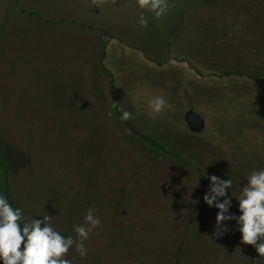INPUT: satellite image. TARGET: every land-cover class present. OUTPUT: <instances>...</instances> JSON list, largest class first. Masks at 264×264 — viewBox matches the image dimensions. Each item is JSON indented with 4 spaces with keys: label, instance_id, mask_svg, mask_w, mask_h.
I'll use <instances>...</instances> for the list:
<instances>
[{
    "label": "rangeland",
    "instance_id": "obj_1",
    "mask_svg": "<svg viewBox=\"0 0 264 264\" xmlns=\"http://www.w3.org/2000/svg\"><path fill=\"white\" fill-rule=\"evenodd\" d=\"M100 4L88 20L114 36L106 50L120 108L170 153L144 141L120 119L110 99L108 73L93 72L99 76L90 79L89 104L86 95L85 101L75 96L61 102L48 90L21 92L20 82L6 85L0 93V149L24 221L48 214L58 231L75 237L73 225L83 223L87 209L94 208L101 227L85 241L86 257L74 246L69 249L73 264H264L254 246L241 242L235 221L215 234L218 210L203 200L208 176L230 178V211L239 215L235 197L248 175L264 168V104L243 100L234 86L253 90L260 85L255 77L248 82L236 77L234 85L220 78L230 74L222 41L226 11L212 10L210 0H169L167 15L156 18L137 0ZM141 12L146 26L138 23ZM199 38L203 46L195 49ZM120 39L123 44L117 43ZM167 42L176 56L182 44L188 45L197 53L200 70L221 71L217 77L205 75L201 88L197 80L196 88L191 83L192 89L183 90L187 77L181 66L172 64L167 79L142 60L147 50L163 54ZM161 95L167 104L156 114L149 101ZM200 102L205 120L194 130L186 115ZM2 188L0 177V193Z\"/></svg>",
    "mask_w": 264,
    "mask_h": 264
},
{
    "label": "crops",
    "instance_id": "obj_2",
    "mask_svg": "<svg viewBox=\"0 0 264 264\" xmlns=\"http://www.w3.org/2000/svg\"><path fill=\"white\" fill-rule=\"evenodd\" d=\"M210 3L212 10L223 8L227 14V36L222 41L226 49V69L230 74L220 78L232 79L234 85L236 77L242 82L255 77V82L260 85L257 89L234 86L243 100H258V104H264V0H218L222 3L220 6H213L217 0H210ZM100 6L94 0H0V93L6 85L20 82L23 84L21 92L48 90L57 94L61 102H69L75 96L85 101L86 95L89 104V83L92 77L99 76L93 73L97 71L103 76L107 73L111 76L110 94L113 76L109 73L112 69L106 49L114 36L88 20V14ZM194 22L195 28L200 24L197 29H203L200 21ZM199 39L194 44L195 49L203 46ZM123 42L122 39L117 41L119 44ZM133 45L143 46L135 41ZM181 47H184L180 50L182 54L173 55L172 44L167 42L162 46L163 54L159 55L161 49L154 54L147 50V55L143 52L142 60L160 70L162 77L167 79L169 75L165 76V72L172 64L181 66L187 77L183 90L192 89L191 83L196 88L197 80L201 88L205 75L218 76L216 73L221 68L200 70L197 53L190 52L186 44ZM113 90L115 92V86ZM236 91L232 89L233 94ZM190 93L191 101L192 90ZM199 105L192 104L187 113L192 112L203 121L205 117L201 111L204 107L201 108V102ZM187 124L197 130L188 120Z\"/></svg>",
    "mask_w": 264,
    "mask_h": 264
},
{
    "label": "clouds",
    "instance_id": "obj_3",
    "mask_svg": "<svg viewBox=\"0 0 264 264\" xmlns=\"http://www.w3.org/2000/svg\"><path fill=\"white\" fill-rule=\"evenodd\" d=\"M97 3L102 0H94ZM138 7L154 13L156 18L167 15L169 0H137ZM138 23L146 26L148 20L143 12ZM167 104L164 96H155L149 101L152 111L160 114ZM113 108L120 111L121 120L132 118L129 110ZM210 181L208 190L203 195L204 202L217 209L215 217V234L228 231L227 222L235 221L241 234V242L255 247L257 253L264 257V168L253 170L247 177V183L241 188L238 197L239 215L230 211L232 197L228 189H232L233 180L221 179L216 175L207 177ZM42 218H31L24 221L23 209L13 207L8 197L0 193V264H73L67 257L69 249L75 247L80 257H86L88 248L85 241L89 234L101 227V220L95 209L89 207L84 215L83 223L73 225L75 237L63 235L52 224V216L46 214ZM23 221V223H22Z\"/></svg>",
    "mask_w": 264,
    "mask_h": 264
},
{
    "label": "trees",
    "instance_id": "obj_4",
    "mask_svg": "<svg viewBox=\"0 0 264 264\" xmlns=\"http://www.w3.org/2000/svg\"><path fill=\"white\" fill-rule=\"evenodd\" d=\"M102 66L106 67L105 63L102 62ZM113 88L114 86H113V79H112L110 96H111L112 103H117V99H116ZM117 107H118V103H117ZM117 113L119 116H121L120 111H117ZM122 121L132 132H134L135 134L143 138L144 141H146L149 144H152L153 146H156L164 153H170V151L164 146H162L154 137L141 132L130 120H122ZM0 177H1V184L3 186L2 188L3 194H5L8 197V200L13 207H20V205L14 200L13 195H12L11 169H10L9 162L7 161V158L1 149H0Z\"/></svg>",
    "mask_w": 264,
    "mask_h": 264
},
{
    "label": "water",
    "instance_id": "obj_5",
    "mask_svg": "<svg viewBox=\"0 0 264 264\" xmlns=\"http://www.w3.org/2000/svg\"><path fill=\"white\" fill-rule=\"evenodd\" d=\"M187 119L195 129H201L202 120H199L198 116H195L192 112L187 113Z\"/></svg>",
    "mask_w": 264,
    "mask_h": 264
}]
</instances>
